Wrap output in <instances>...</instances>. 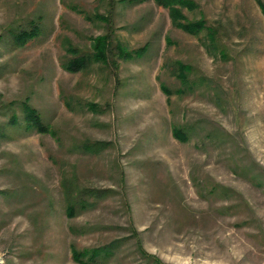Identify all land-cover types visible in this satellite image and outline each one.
<instances>
[{
    "label": "rangeland",
    "instance_id": "1",
    "mask_svg": "<svg viewBox=\"0 0 264 264\" xmlns=\"http://www.w3.org/2000/svg\"><path fill=\"white\" fill-rule=\"evenodd\" d=\"M189 1L216 50L154 0H0V264H78L71 245L126 237L102 264H153L137 242L163 264H264V16L255 0ZM105 34L106 54L63 70L65 41L92 56ZM64 181L109 193L67 219Z\"/></svg>",
    "mask_w": 264,
    "mask_h": 264
},
{
    "label": "trees",
    "instance_id": "2",
    "mask_svg": "<svg viewBox=\"0 0 264 264\" xmlns=\"http://www.w3.org/2000/svg\"><path fill=\"white\" fill-rule=\"evenodd\" d=\"M128 2H133L135 0H126ZM125 2V0H122ZM154 2L168 10L171 23L174 27L183 30L186 33H189L194 36H198L201 33H205V37L208 40V45L211 49H217V32L214 28L206 26V22L203 18L198 20L189 21L182 14V9L184 7L191 8L192 4L188 0H154ZM257 3L262 15L264 16V0H255ZM86 19H91L93 17L89 15L84 16ZM97 16H94V18ZM37 35L36 27H33L30 30H21L14 37V43L17 46H23L30 39H33ZM92 40V53L89 54H80L77 51V48H74L69 41H65L66 43V53L70 54V58L67 59L63 64V70L69 73H79L82 71H86L87 66L91 64L92 61L98 60L101 55L106 54L107 52V44H108V36L107 34L101 35L95 38H91ZM103 40V44L100 42ZM145 50V47L139 50L138 55L140 56L142 52ZM123 53V49H119V53ZM79 53V54H78ZM95 54V55H94ZM124 55V53H123ZM220 56L223 57L224 54L220 52ZM180 75L182 83L185 82V68L186 66L180 65ZM161 91L169 98L170 92L163 85H160ZM25 112V122L29 129H34L40 134L49 133L48 126L42 121L40 115L36 110L31 108L28 104L23 106ZM172 136L180 142L188 141V134L183 126H175L172 128ZM95 145H103L102 143H95ZM85 149L88 151H92V146L87 145ZM94 150V149H93ZM63 199L65 204L64 213L67 219L75 218L79 213L91 209L95 206L97 200L102 199L107 196L109 190H94V189H79L74 185H69L67 181L63 183ZM89 199H92L90 201ZM71 233H74L72 228H69ZM135 233V231H134ZM133 235V233H132ZM129 238H121L115 239L109 242L106 245H102L96 248H83L77 249L75 246H70V252L72 260L78 264H102L108 262L111 258L114 257L115 251L120 247V245L127 241ZM138 249L140 253L147 258L148 261L153 264H163L158 258L153 255L146 254L140 244L137 242Z\"/></svg>",
    "mask_w": 264,
    "mask_h": 264
}]
</instances>
